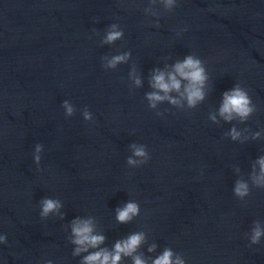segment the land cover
Here are the masks:
<instances>
[{
	"label": "clouds",
	"instance_id": "9594fccd",
	"mask_svg": "<svg viewBox=\"0 0 264 264\" xmlns=\"http://www.w3.org/2000/svg\"><path fill=\"white\" fill-rule=\"evenodd\" d=\"M159 4L165 13H172L178 7V0H149V6L144 8L147 16L156 17L154 27L159 28V17L161 12L156 6ZM187 31V28L181 29ZM99 33H97L98 35ZM124 31L118 23H112L105 30L101 43L112 45L122 40ZM131 59V52L124 51L112 56L102 57V67L106 70H115L118 65L126 64ZM132 88H141L143 81L133 66L128 74ZM209 73L205 61L195 54H188L183 59L176 60L173 64H165L164 69H153L149 86L151 91L145 93L148 108L157 110L158 105L167 102L172 107L189 111L196 109L208 96ZM61 107L66 117H72L77 109L69 101L64 100ZM257 106L253 102L249 90L242 83H235L234 86L222 93L219 107L216 111L209 112L208 119L219 125L221 121L232 123L237 121L246 123L257 112ZM167 111V109L165 110ZM158 116L163 113L157 111ZM82 116L86 122L94 120L92 112L87 106L82 109ZM233 142L244 143L248 140H259L264 138V129L251 131L250 128L238 129L234 124L225 134ZM131 155L127 157L126 164L130 168H137L146 164L150 159L147 146L144 144L132 143L129 145ZM43 145L37 143L34 147L33 160L40 169L41 153ZM238 179L233 186V194L240 201H244L252 193V189L264 190V155H260L251 165L248 178L241 175L239 167L234 168ZM40 218L48 219L50 216H58L61 220L65 213L61 211L63 204L61 200L44 197L39 201ZM141 213L140 204L134 200H128L121 207L115 209V220L118 224H129ZM70 234L68 241L74 246L73 257H81L79 264H123L125 258L131 259V264H148V260L139 253L141 245L147 243V233L143 230L132 232L125 238L117 239L114 244L104 247L107 237L103 232L98 231V221L95 217H75L68 225ZM249 246L261 244L264 238V224L254 221L250 234H246ZM7 235L0 234V244H7ZM157 245L152 243L148 246V252H155ZM43 264H53L52 260H44ZM151 264H187L183 253L175 252L171 247H165L162 254L151 260Z\"/></svg>",
	"mask_w": 264,
	"mask_h": 264
}]
</instances>
